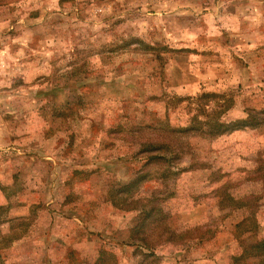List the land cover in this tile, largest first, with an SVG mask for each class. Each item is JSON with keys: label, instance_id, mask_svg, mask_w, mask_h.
<instances>
[{"label": "rangeland", "instance_id": "rangeland-1", "mask_svg": "<svg viewBox=\"0 0 264 264\" xmlns=\"http://www.w3.org/2000/svg\"><path fill=\"white\" fill-rule=\"evenodd\" d=\"M0 264H264V0H0Z\"/></svg>", "mask_w": 264, "mask_h": 264}, {"label": "trees", "instance_id": "trees-1", "mask_svg": "<svg viewBox=\"0 0 264 264\" xmlns=\"http://www.w3.org/2000/svg\"><path fill=\"white\" fill-rule=\"evenodd\" d=\"M232 125L236 126V123H232L231 126ZM224 126L225 127H229L230 125H224V124H219L218 125V127H224ZM148 144H151V143H148ZM152 146H154V145L153 144L152 145H149V147H147L148 148L147 150H149Z\"/></svg>", "mask_w": 264, "mask_h": 264}]
</instances>
